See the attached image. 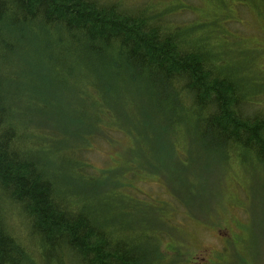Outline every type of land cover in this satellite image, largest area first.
I'll use <instances>...</instances> for the list:
<instances>
[{"label":"trees","instance_id":"obj_1","mask_svg":"<svg viewBox=\"0 0 264 264\" xmlns=\"http://www.w3.org/2000/svg\"><path fill=\"white\" fill-rule=\"evenodd\" d=\"M216 2L224 9L205 6L204 19L229 30L230 6ZM182 8L0 0V264H164L170 258V247L123 228L124 199L134 202L124 190L132 191L136 178L128 161L106 177L90 169L91 189L72 179L75 169L89 167L84 155L103 141L114 147L126 136L162 132L161 145L176 157L180 143L170 140L172 131L176 139L191 136L215 158L249 151L264 165V116L246 111L264 85L251 88L237 74L204 23L194 21L193 34L182 31ZM244 42L238 43L247 47ZM262 69L255 60L252 72ZM159 119L168 124H155ZM80 152L84 161L76 163ZM74 188L89 198L79 200ZM72 194L78 206L67 202ZM24 234L35 251L19 241ZM189 255L181 264L190 263Z\"/></svg>","mask_w":264,"mask_h":264},{"label":"rangeland","instance_id":"obj_2","mask_svg":"<svg viewBox=\"0 0 264 264\" xmlns=\"http://www.w3.org/2000/svg\"><path fill=\"white\" fill-rule=\"evenodd\" d=\"M107 1H121L128 7H139L149 3L160 7L183 6L179 13L182 19L208 25L209 22L204 19L203 13L205 6L220 9L218 7L220 4L217 5L216 0L208 1L206 4L202 3L203 0ZM225 1L230 6L228 12L233 20L229 30L209 25L203 31L216 32L215 35L222 33L228 35L229 39L222 42L216 39L212 41L215 48L221 44L220 54L233 56L240 52L246 54L251 50L248 48L250 46L254 49L257 62L264 66V5L259 0H253V4H243L242 0ZM243 40L247 47L238 43ZM246 78L251 88L264 85V69L261 72L254 71ZM260 98L264 100V95ZM136 139L137 144L133 142L135 147L122 146V141L130 140L129 137H124L120 141L115 140L117 143L113 151H110L112 147L104 141L99 147L94 145V151L98 154L110 151L107 156L111 159V166L106 169L110 170L108 172L118 169L119 163L123 162L122 158L137 159L141 163L144 160L151 161L166 174L169 183L166 184V189L170 198L177 195L198 214V217L203 218L200 221L203 222L202 225L194 226L188 213H184L186 218L182 220L171 218L168 212L163 214L169 228L175 229L179 234L185 233L188 245L192 246L191 251L188 249L191 258L189 264H264V167L250 161L244 164L234 163L228 168L226 164L217 162L212 157L205 158L197 147L192 148L188 154V140L192 139L191 136L182 137L183 145L179 150L181 155L179 158L172 156L169 149L159 145L156 137L139 135ZM152 146L154 147L151 148ZM94 159L99 167H103L106 162L101 156L95 155ZM141 185L142 188L138 186L135 192L130 193L136 197L142 194L149 206L154 203L163 207L161 202L165 201L158 196L159 194L145 192L152 186L147 183ZM115 196L116 193L112 198ZM219 202L221 204L218 206ZM130 203L132 204V201ZM133 212L136 220L144 223L140 232H149L151 227H154V223L150 222L142 210ZM146 224L150 229L145 230ZM176 241V238L171 240Z\"/></svg>","mask_w":264,"mask_h":264},{"label":"bare ground","instance_id":"obj_3","mask_svg":"<svg viewBox=\"0 0 264 264\" xmlns=\"http://www.w3.org/2000/svg\"><path fill=\"white\" fill-rule=\"evenodd\" d=\"M220 7L222 9H224L223 5H220ZM181 23L180 25V29L182 31H185L188 34H193L194 30H193V21H186ZM209 25L207 23L202 24V30H206V28H208ZM216 39L220 42H222L223 40H227L228 35L227 34H216L213 37V40ZM221 44L218 46L220 48ZM231 60L230 62L233 64L235 71L237 72V74L239 76L242 77H246L248 75L252 74V70L254 68V63L256 60V55L254 53V49H251L250 51H248L246 54L243 53H238L237 55H231V54H227ZM185 105V104H184ZM246 111L250 114L253 115H260V116H264V100L263 98L258 97H254L250 100V105L248 107H246ZM155 124L157 125H167V122H164L162 120H155ZM130 129H133V127H131ZM162 134H166V133H158L156 134L157 141L158 144L161 145L163 142L162 140L165 138H162L161 135ZM185 135H179L176 139L175 137V133H173L171 131V135H170V140L173 141H178L180 144L178 146V155L176 156L177 158H179L180 155V147H182V137ZM129 137L130 140H127L126 142L122 141V146H130L131 147H135V144H133V142H136L137 144V139L136 137L132 138L130 136H126ZM155 142V141H154ZM189 144H188V154L190 152V150L192 148H194V146L197 144V141L195 139H191L188 140ZM156 143V142H155ZM108 146L112 147L110 149V151H113L115 148H113L112 143L108 142ZM155 146V145H154ZM154 146H152L151 148H153ZM163 147V145H161ZM196 147V146H195ZM199 148L202 152L204 157L206 158H213L215 161L217 162H221L226 164V166L231 167L232 164L236 163H247L252 161L253 163L259 164L262 167H264V165L259 162L257 159H255L254 155L247 151L248 153H244V152H239V153H232L229 155V157L227 158H215L213 155L207 154L205 153L200 147ZM110 151H107L105 153L101 152V154H98L97 152H93V153H86L85 159L88 162V166H82L78 169H75L76 173H70L72 179H76L78 181V183L82 182L85 186H89L90 189L92 188L93 184L91 183L90 180H92L91 178V171L92 174H101L102 172H104V176H108L110 172V170L106 171V169L108 167L111 166V159H108V153ZM83 152H80L78 154H76L74 156V160L76 163H82L84 161L83 156H82ZM251 153V154H249ZM106 154V155H105ZM95 155L96 156H101L103 158H105L106 162L104 164L103 167H99L96 165L95 162ZM105 155V156H104ZM139 157L141 159H144V157L142 155H139ZM123 162H127V166L128 169L133 173V175L136 177L135 178V182H134V188L132 189V192H135L137 190L138 186H142L141 184H150L152 187L148 188L145 192L146 193H151V194H159L158 196L165 202H161L163 204V207H160L157 204H154L152 206H149L148 202L146 199H144L143 195L141 194V196L136 197L135 195H133L134 197V202L129 206L128 203H126V200L124 199V204H122V206L125 208V211L123 213V222H124V227L130 235H132L133 233H135L137 236L136 238L139 239L138 237H142L143 233H146V236H148L149 238L153 239V242H155L156 240L160 241L162 243V246L167 247L171 249V253H170V258H168L164 264H181L182 263V259L184 257V255L188 252V249L190 248L189 251H191L192 246H189L187 243L186 238L184 237L185 233H180L176 232L175 229L173 228H169L168 226V221L165 222L166 216L163 215L165 212L169 213L170 217L173 219H178V220H182L185 219L186 217L184 216V213H188L189 214V218L194 222L193 225H202L203 222H200L203 218L202 217H198V214L194 213V210L190 207L187 206L177 195H173V198L171 199L170 196L168 195V191L166 189V184H169L168 181L166 179H164V175L165 173L162 172L160 170V168L155 167V165L149 161V160H144L143 163L138 162L137 159H132V160H126L125 158H122ZM119 163V168L111 171L113 173L117 172L120 170V168L122 170H125L123 168V164L125 163ZM91 169V171H90ZM142 188V187H141ZM107 191V187L103 188V194ZM128 189L124 190V194L127 197L128 195H132L130 192H128ZM73 193L77 194L79 197V200H85L89 198V195L83 193L80 188H74L73 189ZM222 194H224V192L222 191ZM73 195V194H72ZM223 197V196H221ZM68 203H73V204H77L79 201H77L74 198V195L72 198H69L67 200ZM221 204V202H219L218 206ZM217 206V207H218ZM212 208V207H211ZM210 208V209H211ZM142 210L145 214V216H147L150 220V222L154 223V227H149L148 224L145 225V230L150 229L149 232H140L141 230H143V226L144 223H139L136 218H135V214L133 211H137V210ZM158 212V213H157ZM210 212V211H209ZM160 213V214H159ZM180 213L181 216H180ZM155 219V221L153 222L152 220ZM24 226H26L28 228L27 224H24ZM113 239L115 240H120V237L117 233L116 230L113 231ZM25 235V234H24ZM181 236V237H180ZM177 239L176 242H171L172 239ZM128 240L131 241V243H134L133 245H139L133 238H129ZM19 241L25 246L27 247V249L35 251L36 250V246L34 244H32L27 236L25 235L24 238H19ZM39 251V250H38ZM41 264V263H40Z\"/></svg>","mask_w":264,"mask_h":264}]
</instances>
